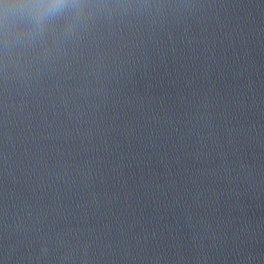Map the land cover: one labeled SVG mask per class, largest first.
I'll use <instances>...</instances> for the list:
<instances>
[{
  "label": "clouds",
  "instance_id": "9594fccd",
  "mask_svg": "<svg viewBox=\"0 0 264 264\" xmlns=\"http://www.w3.org/2000/svg\"><path fill=\"white\" fill-rule=\"evenodd\" d=\"M63 6V0H52L50 4L44 5L49 11L59 10Z\"/></svg>",
  "mask_w": 264,
  "mask_h": 264
}]
</instances>
